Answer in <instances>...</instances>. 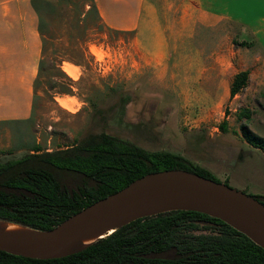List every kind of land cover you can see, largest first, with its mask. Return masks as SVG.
<instances>
[{"label": "rangeland", "instance_id": "1", "mask_svg": "<svg viewBox=\"0 0 264 264\" xmlns=\"http://www.w3.org/2000/svg\"><path fill=\"white\" fill-rule=\"evenodd\" d=\"M49 1L52 5L42 0L37 9L32 0H20L11 8L9 21L23 15L39 29L42 58L31 117L0 124V162L35 153L37 146L40 152L67 149L90 134L107 132L150 151L179 153L222 184L264 197V151L249 144L241 128L245 123L264 137L261 94L220 108H188L184 95L166 82L131 72L133 32L106 26L97 0ZM8 35L12 48L13 33ZM91 50L107 58L100 62ZM245 108L251 117L239 119Z\"/></svg>", "mask_w": 264, "mask_h": 264}, {"label": "trees", "instance_id": "2", "mask_svg": "<svg viewBox=\"0 0 264 264\" xmlns=\"http://www.w3.org/2000/svg\"><path fill=\"white\" fill-rule=\"evenodd\" d=\"M41 1L32 0L33 7ZM248 82V70L237 73L231 96ZM243 117L249 119L251 110L245 108ZM226 124L220 125L224 131ZM241 128L247 142L264 151V137L245 123ZM35 151L0 162V220L49 230L152 173L186 171L221 182L179 153L150 151L107 132L90 134L67 149L40 152L37 146ZM0 264H264V247L220 218L178 209L138 218L64 257L37 259L0 250Z\"/></svg>", "mask_w": 264, "mask_h": 264}, {"label": "crops", "instance_id": "3", "mask_svg": "<svg viewBox=\"0 0 264 264\" xmlns=\"http://www.w3.org/2000/svg\"><path fill=\"white\" fill-rule=\"evenodd\" d=\"M19 2L0 0V124L31 117L33 82L42 58L34 22L23 15L9 21ZM97 3L106 26L133 32L131 72L167 83L172 92L184 95L188 108H220L251 94L264 98V0ZM8 33H13L12 48ZM244 70L249 71L248 85L232 97L233 80Z\"/></svg>", "mask_w": 264, "mask_h": 264}, {"label": "water", "instance_id": "4", "mask_svg": "<svg viewBox=\"0 0 264 264\" xmlns=\"http://www.w3.org/2000/svg\"><path fill=\"white\" fill-rule=\"evenodd\" d=\"M169 172H182L196 175L202 180L208 182V186H199L190 182L168 184L147 181V179L152 176H163ZM222 194L235 197L258 209H264V203L256 196L249 195L246 192L237 190L222 184L221 182H216L195 173L186 171H165L152 173L145 175L144 177L133 181L123 189L98 200L49 230L38 229L13 220L1 219L13 221L41 230L45 234L25 244H21L11 238L0 236V250L15 255L37 259L64 257L84 248L70 249L65 252H54L49 249L60 242L73 238V236L83 231L88 225L104 214L110 212L115 207L143 209L167 204H179L183 201H187L194 208H176L172 210H196L207 213L213 217L220 218L238 231L246 234L260 246L264 247V223L254 219L240 208L230 205L224 198H222Z\"/></svg>", "mask_w": 264, "mask_h": 264}, {"label": "bare ground", "instance_id": "5", "mask_svg": "<svg viewBox=\"0 0 264 264\" xmlns=\"http://www.w3.org/2000/svg\"><path fill=\"white\" fill-rule=\"evenodd\" d=\"M147 181L168 184L190 182L199 186H208V182L202 180L200 177L182 172H169L163 176H152L148 178ZM221 196L230 205L240 208L254 219L264 223V209H258L227 194H222ZM176 208L193 209L194 207L187 201H183L179 204H167L143 209L132 207H115L113 210L104 214L93 223L88 225L83 231L73 236V238L60 242L52 246L49 250L54 252H65L70 249L85 248L114 232L115 229L120 228L121 226L128 224L129 222H132L141 216L153 215ZM43 234H45L43 231L28 228L27 226H22L19 223L0 220V236L14 239L21 244L30 242L42 236Z\"/></svg>", "mask_w": 264, "mask_h": 264}, {"label": "built area", "instance_id": "6", "mask_svg": "<svg viewBox=\"0 0 264 264\" xmlns=\"http://www.w3.org/2000/svg\"><path fill=\"white\" fill-rule=\"evenodd\" d=\"M91 53H92V54L97 58V60H99L100 62L104 61V60L107 58V57H106V58L99 59V58H98V55H97L96 52H94V51L91 50Z\"/></svg>", "mask_w": 264, "mask_h": 264}]
</instances>
